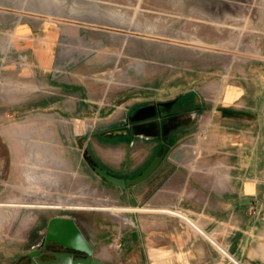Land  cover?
<instances>
[{
  "label": "rangeland",
  "instance_id": "rangeland-1",
  "mask_svg": "<svg viewBox=\"0 0 264 264\" xmlns=\"http://www.w3.org/2000/svg\"><path fill=\"white\" fill-rule=\"evenodd\" d=\"M255 6L248 0H0V159L25 152L38 159L25 169L29 176L53 177L41 194L6 193L10 202L42 204L10 206V214L71 216L98 255L105 247L119 251L123 241L113 230L106 245L96 240L105 220L126 218L117 185L81 163L90 159L115 175L143 170L177 124L160 138L156 128L154 142L121 140L148 135L114 130L134 121L135 105L145 101L193 124L190 113L178 115L189 107L172 114L170 104L202 93L210 107L233 62L262 56L248 48L261 38ZM39 159L47 160L42 172L33 167ZM18 164L5 181L9 168L0 161V189L19 182ZM13 225L9 233L0 228V264H29L45 231L28 238L17 232L19 222Z\"/></svg>",
  "mask_w": 264,
  "mask_h": 264
},
{
  "label": "crops",
  "instance_id": "crops-1",
  "mask_svg": "<svg viewBox=\"0 0 264 264\" xmlns=\"http://www.w3.org/2000/svg\"><path fill=\"white\" fill-rule=\"evenodd\" d=\"M248 1L256 2L253 14L257 18L256 33L261 35L257 47L248 44V48L258 49L262 56L233 62L223 90L210 99V107L204 105L203 100L209 98L202 93H187V97L192 94L189 102L193 107L189 105L178 115L190 113L193 124L165 114L169 122L177 124L167 134L169 141L178 137L176 142L158 141V151L162 152L165 143L170 149L146 180L126 189L115 187L117 207L126 213L125 220H105L104 225L98 226L96 240L106 245L110 240L107 231L113 230L123 241L122 249L116 246L121 252H111L105 247L98 255L86 230L74 218L92 243L97 258L111 264H234L227 257L228 252L247 264H264V0ZM147 104L146 101L136 104L132 113L148 108ZM149 105L155 107L151 102ZM146 135L125 141L155 139L152 133ZM23 142L25 145L26 141ZM157 154H153L143 170ZM36 160L25 152L6 154L0 159L9 168L5 181L12 177L14 163H19L20 168L15 174L19 182L0 189L2 232L6 229L13 232V222H19L17 232H22V236L30 238L32 231L41 236L43 231L46 233L50 219L56 216L39 214L23 218L6 209L42 205L10 202L5 196L41 194L45 192L43 182L52 186L50 175L31 177L25 171ZM89 160H84L81 167L84 168V162L88 169L90 165L93 167ZM39 161L41 164L33 167L42 172L47 168L44 164L47 160ZM143 170L118 176L134 177ZM25 183H33L35 187Z\"/></svg>",
  "mask_w": 264,
  "mask_h": 264
},
{
  "label": "water",
  "instance_id": "water-1",
  "mask_svg": "<svg viewBox=\"0 0 264 264\" xmlns=\"http://www.w3.org/2000/svg\"><path fill=\"white\" fill-rule=\"evenodd\" d=\"M153 119H155L156 123L162 124L161 133L156 136L160 138L164 132V123L168 121V118H164L161 122L156 115L155 117L143 120V122H148ZM135 122L136 121H132L130 124H127V126L114 130V132L116 134H121L125 131L129 132L130 129L134 131ZM169 149L170 145L165 143L162 152L157 154L151 163L140 174L134 177L115 175L96 164L93 165V167L95 171L107 181L126 189L132 185L143 182L151 176L160 166ZM133 235L135 237L136 233L134 232ZM55 244L62 247V249H49V247ZM47 255L50 257L45 258L44 256ZM29 256L31 257V262L29 264H111L96 257L93 245L83 234L75 219L69 216H55L51 218L43 242L34 246Z\"/></svg>",
  "mask_w": 264,
  "mask_h": 264
},
{
  "label": "flooded vegetation",
  "instance_id": "flooded-vegetation-1",
  "mask_svg": "<svg viewBox=\"0 0 264 264\" xmlns=\"http://www.w3.org/2000/svg\"><path fill=\"white\" fill-rule=\"evenodd\" d=\"M165 105H159L157 107H148V108H143L140 109L139 111H137V113H135L134 115H132L134 118V121H136L134 123V127L135 130L140 132H144V133H151L153 131H155L156 128L160 129L162 128V124H158L155 122V119L148 121V122H143V120L145 119H149L151 117H155L156 115L158 116V118L160 119V121L162 122V120L165 118V114L163 113L165 110ZM171 122L167 121L164 123L163 126V131L165 132L169 126ZM164 134V133H163ZM49 249L51 250H60L62 249V247L58 246V245H53L51 247H49ZM46 257H50V256H44Z\"/></svg>",
  "mask_w": 264,
  "mask_h": 264
},
{
  "label": "trees",
  "instance_id": "trees-1",
  "mask_svg": "<svg viewBox=\"0 0 264 264\" xmlns=\"http://www.w3.org/2000/svg\"><path fill=\"white\" fill-rule=\"evenodd\" d=\"M191 96H192V94H190ZM190 95L187 97V96H182V97H180L182 100L180 101L179 99V101H177L176 103H174V104H170V106L172 105V108H173V110H172V114L174 113L173 111H175V113H177L179 110L178 109H180L181 107H183V106H185L186 105V107H188L189 105H190V103H189V101H190ZM192 98V97H191ZM167 105H169V104H167ZM183 105V106H182ZM148 106L151 108L152 107V105H149L148 104ZM180 107V108H179ZM165 137V139H166V141H169V139H168V137L167 136H164ZM130 137H128V136H123V137H119V139H121V140H128ZM178 138V137H177ZM177 138H175V139H171V141H169V143L170 144H174L175 142H176V140H177Z\"/></svg>",
  "mask_w": 264,
  "mask_h": 264
},
{
  "label": "built area",
  "instance_id": "built-area-1",
  "mask_svg": "<svg viewBox=\"0 0 264 264\" xmlns=\"http://www.w3.org/2000/svg\"><path fill=\"white\" fill-rule=\"evenodd\" d=\"M180 215H183V214H180ZM117 247H118L119 249H122L123 244L119 242V243H117ZM226 255H227L228 259H229L232 263H234V264H243L242 262L238 261V260L236 259V257H234L232 254H230V253L227 252Z\"/></svg>",
  "mask_w": 264,
  "mask_h": 264
}]
</instances>
